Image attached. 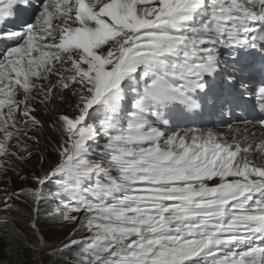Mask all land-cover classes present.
<instances>
[{"label":"snow or ice","instance_id":"6c2138e0","mask_svg":"<svg viewBox=\"0 0 264 264\" xmlns=\"http://www.w3.org/2000/svg\"><path fill=\"white\" fill-rule=\"evenodd\" d=\"M21 244L264 264V0H0V264Z\"/></svg>","mask_w":264,"mask_h":264},{"label":"rangeland","instance_id":"374dc122","mask_svg":"<svg viewBox=\"0 0 264 264\" xmlns=\"http://www.w3.org/2000/svg\"><path fill=\"white\" fill-rule=\"evenodd\" d=\"M43 142L46 144L49 142L54 143L53 135H52L51 131L49 129H47V127L45 128V132L43 135ZM31 167H32V163L30 162L28 165L24 166V171H21L20 174L25 175L27 172V169L31 168ZM12 182H13V187H15L16 185H18L20 183L19 178L15 174H12ZM44 210H45L44 208L41 209V218L42 219L44 218ZM21 231H24V229L22 228ZM28 242L31 245V241H28ZM34 259H36V258L34 257ZM51 259L55 260L56 264H67V262L70 261L71 258L69 256H64V257H60V258L53 257Z\"/></svg>","mask_w":264,"mask_h":264},{"label":"trees","instance_id":"16d2710c","mask_svg":"<svg viewBox=\"0 0 264 264\" xmlns=\"http://www.w3.org/2000/svg\"><path fill=\"white\" fill-rule=\"evenodd\" d=\"M28 245H30L29 242H28ZM19 257L22 261L28 262V264H31V262H33L35 260L34 257L32 256V253H31V247L26 246L24 244L20 245ZM7 258H8L7 256L0 257V259H7Z\"/></svg>","mask_w":264,"mask_h":264}]
</instances>
